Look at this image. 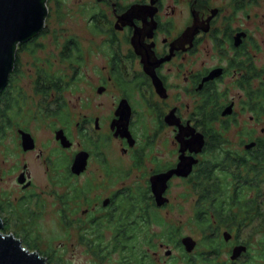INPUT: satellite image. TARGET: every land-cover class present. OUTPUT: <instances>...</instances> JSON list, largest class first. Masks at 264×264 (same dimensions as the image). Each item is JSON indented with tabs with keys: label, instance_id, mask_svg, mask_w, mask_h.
I'll list each match as a JSON object with an SVG mask.
<instances>
[{
	"label": "flooded vegetation",
	"instance_id": "1",
	"mask_svg": "<svg viewBox=\"0 0 264 264\" xmlns=\"http://www.w3.org/2000/svg\"><path fill=\"white\" fill-rule=\"evenodd\" d=\"M45 6L43 32L23 46L31 55L44 32H66L49 29L50 20L74 15L83 23L59 43L53 63L21 62L15 52L0 91V137L15 131L11 169L24 183L12 200L0 198V213L9 215L3 228L12 222L25 229L53 211L78 229L77 239L105 227L107 244L116 227L123 234L135 229L138 238L144 212L183 211L194 180L216 172L223 159L249 161L264 146V0H46ZM35 121L53 139L37 140L29 129ZM20 131L32 137L33 149L23 150ZM58 131L69 147L56 140ZM80 153L86 166L74 174ZM32 161L50 179L48 188L36 186ZM63 181L72 183L70 192ZM174 188L176 203L169 198ZM178 234L148 252L158 257L163 250L169 259L176 250L189 264L181 245L186 236Z\"/></svg>",
	"mask_w": 264,
	"mask_h": 264
},
{
	"label": "trees",
	"instance_id": "2",
	"mask_svg": "<svg viewBox=\"0 0 264 264\" xmlns=\"http://www.w3.org/2000/svg\"><path fill=\"white\" fill-rule=\"evenodd\" d=\"M23 46L24 43L19 44L18 51L23 50ZM240 160L223 159L217 165L216 172L213 173L210 169L203 178L193 182V188L197 190L192 191L195 200L190 220L203 235L199 242L206 250L200 256L203 264H251L248 251L242 255L243 261H219L220 251L226 246L222 234L234 233V239L238 242L241 234L248 228L260 234V250L252 264H264V146L257 148L249 161ZM144 218L147 222L143 223L138 238H135V229L123 234L118 227L113 229L114 234L109 244L106 243L104 234L106 227L94 228L88 237L80 238L82 244L88 246V252L97 259L92 264H102L106 252L117 253L120 257L119 264H151V259L146 261L147 256L137 249L139 245L147 248L153 246L154 234L147 233L150 223L164 228V239H171L178 228L169 227L159 213L144 212ZM7 229L8 227H4L2 234ZM244 244L246 246L248 242ZM25 248L30 249L27 246ZM38 255L42 257L41 253ZM50 262L48 260L46 263L51 264ZM194 263L195 261H189V264Z\"/></svg>",
	"mask_w": 264,
	"mask_h": 264
},
{
	"label": "rangeland",
	"instance_id": "3",
	"mask_svg": "<svg viewBox=\"0 0 264 264\" xmlns=\"http://www.w3.org/2000/svg\"><path fill=\"white\" fill-rule=\"evenodd\" d=\"M82 23L83 20L74 15H65V17L60 19L58 23L56 21L50 20L49 29L56 28L64 30L66 32H44V35L47 36L39 38L34 44L31 45V50H34L32 55L25 50L19 49L20 51H18L17 49L18 60L21 62L34 60L40 65L43 63V61L46 60L51 61L53 63L58 54L59 43H61L65 37L80 32V29L82 28ZM19 68L21 69V71L27 70L26 65L20 66ZM23 79L26 80V76H24ZM22 83L24 84L25 81L23 80ZM15 120L20 123H24L25 121L21 118H16ZM29 129L39 141L53 139V133L51 132V129H49L47 125L42 124L38 121H35L32 125H29ZM14 134L15 131L11 128H8L5 131V135L0 137V198L4 200H12L13 193H15V187H17V174L11 169V167H14V159L12 158L11 154V147L15 139ZM15 160L17 161L16 158ZM66 162L67 157L64 154L60 163L64 166ZM32 164L34 165L33 169H35V172L38 175L35 181L36 186L42 189L46 185L44 189L48 188L47 185L51 183L50 179L44 174V169L38 167L37 162L32 161ZM63 182L65 187H62V190L66 189L70 192V187L72 183L65 181ZM177 193L178 190L174 188L173 192L170 194L169 197L172 203H176ZM194 200L195 197L190 196V206L189 204L184 205L185 208L183 211H180L178 210V208L174 207L172 211H169L170 213H168V216L166 214V211L168 210L162 211L159 214L164 220H166L167 223L173 220L176 225L180 224V227L177 231L179 233L178 235L189 236L197 242L195 250L189 254L190 256L188 258V261L192 260L195 261L194 264H203L200 260V256L206 250L204 249L202 244L199 243L200 240H202L203 235L196 228V226L193 225L191 220L188 223V219H191L193 213ZM50 206L52 207V205ZM84 207L85 206H82V209ZM48 208L50 209V207ZM6 216H8V214L0 213V219ZM178 220H181V223H179ZM61 221L62 220L58 219V216L54 214L53 211H46L43 213L42 218L37 219L35 222L29 224L26 227L24 226L25 231L21 228L15 227V225L10 222L8 223V226L4 225L5 227H8V229L4 233L6 235H16V238L22 239L24 245L30 248L28 249L29 251L37 250L36 252L41 254L43 253V255L41 256L45 257L46 262L48 260L51 261V264H92L94 261H97V259H95L92 254L88 252V246L82 244L80 239H77L78 229H76V227L69 226V224L68 226L64 225V223H62ZM163 229L164 228L162 226H157L153 224L147 231L149 235L154 234L153 243L155 244V246L158 243L167 244L164 243L165 240L164 238H162ZM23 234H25V236ZM230 234L231 243H227V245L220 251L219 261L221 263L229 262L231 248L238 244L245 245L244 243L247 241L248 245L246 246L248 248L249 261L252 264L260 250V234L248 228L241 234V237L238 242H236L234 239V233ZM171 248L172 247L170 245L169 249L171 250ZM137 249L139 252H143L145 256H147L146 261H149V258L151 259V264H185V260L180 256L179 252L176 250L172 251V256L167 259L163 255V250H160L158 252V257H153V250H150L148 252L147 247L140 245ZM119 259L120 257L117 253L106 252V257L102 264H119ZM243 260L244 257L242 256L238 259V261Z\"/></svg>",
	"mask_w": 264,
	"mask_h": 264
},
{
	"label": "water",
	"instance_id": "4",
	"mask_svg": "<svg viewBox=\"0 0 264 264\" xmlns=\"http://www.w3.org/2000/svg\"><path fill=\"white\" fill-rule=\"evenodd\" d=\"M46 0H0V91L8 82L9 75L15 62V52L19 44L27 42L38 35L44 28L47 9ZM23 150L34 147L32 137L28 133L19 132ZM63 148L70 146L69 141L61 131L55 136ZM253 144L247 146L251 147ZM86 166V154H78L71 166V172L78 174ZM171 175V174H170ZM169 174L162 177L164 182ZM23 175L17 179V183H24ZM161 181L159 178L157 181ZM25 187V186H24ZM161 193L156 197L160 206L163 204ZM3 223L0 219V264H47L46 260L38 255L36 251L24 248L21 241L12 234H2ZM224 241H228L231 235L228 232L222 234ZM181 245L185 253L190 254L196 247V241L186 236L182 238ZM246 251L244 246H236L232 249L230 260H236ZM167 255L169 252L166 253Z\"/></svg>",
	"mask_w": 264,
	"mask_h": 264
}]
</instances>
